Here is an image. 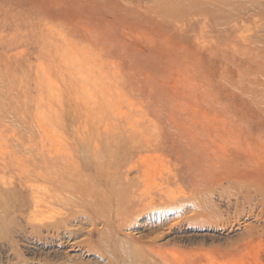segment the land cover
<instances>
[{
	"label": "rangeland",
	"instance_id": "obj_1",
	"mask_svg": "<svg viewBox=\"0 0 264 264\" xmlns=\"http://www.w3.org/2000/svg\"><path fill=\"white\" fill-rule=\"evenodd\" d=\"M10 244L264 264V0H0V264Z\"/></svg>",
	"mask_w": 264,
	"mask_h": 264
},
{
	"label": "bare ground",
	"instance_id": "obj_2",
	"mask_svg": "<svg viewBox=\"0 0 264 264\" xmlns=\"http://www.w3.org/2000/svg\"><path fill=\"white\" fill-rule=\"evenodd\" d=\"M50 194V192H49ZM60 198L58 195L52 197L48 202L49 203H52L53 201H58ZM44 200V199H43ZM45 202V201H44ZM48 203V204H49ZM48 215V214H47ZM74 217V216H73ZM52 218V217H50ZM50 218H48L50 220ZM76 218V217H75ZM47 219V220H48ZM53 219V218H52ZM34 220V218H33ZM46 220V219H45ZM78 220V219H77ZM31 221V220H30ZM71 221L70 218H67V219H64L61 221V224L63 225L62 227H64V225L68 224L69 222ZM42 222L38 223L37 221H35V225H33V228H35L34 230H37V232H40V230H42L43 228L49 230V229H55V231H58L60 229V225H58L57 223H52L51 225H44V224H41ZM64 229H66V227H64ZM63 230V229H62ZM46 231V230H45ZM64 231V230H63ZM76 231V230H75ZM68 233V232H67ZM54 234V233H53ZM73 234V233H72ZM64 235V234H63ZM68 236V235H67ZM15 244V243H14ZM9 247V246H8ZM13 252V255H12V259L15 260V264H29V262L26 261V259L22 256V254L20 252L17 251V249L15 248V245L13 246V244H10V248ZM35 250L37 251V249L35 248ZM39 253V252H38ZM40 260V259H38ZM42 261V260H41Z\"/></svg>",
	"mask_w": 264,
	"mask_h": 264
}]
</instances>
